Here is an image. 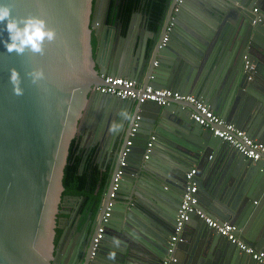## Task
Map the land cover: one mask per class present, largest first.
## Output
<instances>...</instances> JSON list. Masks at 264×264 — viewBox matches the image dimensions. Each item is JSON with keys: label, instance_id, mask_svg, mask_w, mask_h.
Listing matches in <instances>:
<instances>
[{"label": "water", "instance_id": "obj_1", "mask_svg": "<svg viewBox=\"0 0 264 264\" xmlns=\"http://www.w3.org/2000/svg\"><path fill=\"white\" fill-rule=\"evenodd\" d=\"M109 1L14 3L15 15L39 16L55 29L57 39L45 42L42 55H9L0 44V264H163L192 169L204 210L235 224L247 245L264 252L262 162L234 154L212 131L195 123L193 105L142 104L93 90L110 75L132 79L142 89L191 94L264 143V0H168L153 37L147 38L144 29L134 54L136 21L146 16L133 14L124 35L122 23L106 20ZM188 5L195 6L197 17L186 16ZM3 39L6 33L0 26ZM246 57L254 70L245 71ZM227 60L230 71L216 87ZM11 68L20 73L23 96L13 95ZM33 69L45 75L38 85L26 76ZM206 71L210 75L204 80L199 75ZM212 78L217 82L211 84ZM98 105L99 113L92 114ZM121 110L131 119L123 120ZM114 121L123 127L110 133ZM174 133L192 145L184 148ZM77 136L83 140L80 172L95 148L99 169L111 174L94 215L82 214L81 206L71 203L83 202L80 197L64 195L65 168ZM87 137L92 145L85 147ZM130 140L133 145L122 166ZM163 142L172 160L161 158L160 164L157 150ZM214 154L219 155L216 160ZM119 171V189L111 198ZM254 178L256 187L240 191ZM258 198L260 209L253 205ZM196 220L201 221L191 219L193 232L176 248V264H258L205 223L194 225ZM102 228L103 238L95 247ZM73 231L75 246L68 254L66 241ZM112 252L115 260L108 258Z\"/></svg>", "mask_w": 264, "mask_h": 264}, {"label": "built area", "instance_id": "obj_2", "mask_svg": "<svg viewBox=\"0 0 264 264\" xmlns=\"http://www.w3.org/2000/svg\"><path fill=\"white\" fill-rule=\"evenodd\" d=\"M184 0H178V3H183ZM178 9L176 8V11ZM257 11V10H255ZM174 24H170L167 30V35L164 43L168 41V35L172 31ZM245 70H254L249 58H245ZM103 95H111L122 100H133L139 103L154 102L160 106H168L171 102L185 103L193 105L195 112L192 114V119L195 123L203 128L210 130L223 143L229 145L246 159L253 162H262L264 169V143L253 139L245 130L237 127L235 124L222 119L217 115L207 104L201 99L191 94H183L171 89H154L147 87L139 88L137 83L129 78L117 76H105V85L93 88ZM131 136L134 137L137 125L134 126ZM154 140V138H152ZM133 145L132 141L127 142V149L123 153L122 166L125 165V159ZM153 143H149L151 148ZM150 152V150H148ZM212 158V157H211ZM122 171H119L113 180L111 198H114L119 189V182ZM196 170L192 169L186 176L188 181L187 189L183 195L180 209L177 213L173 235L170 241L169 256L164 260L163 264H176L178 259L175 256L176 248L185 240V231L188 223L193 217L200 219L208 228L214 230L217 234L224 237L229 243L236 246L241 252L252 257L258 264H264V252L258 251L247 245L240 237L238 227L231 222H223L212 217L200 206L199 201V186L195 178ZM111 206V204H110ZM110 211V207L108 208ZM109 213H106V217ZM103 228L99 230L95 238V247L103 238Z\"/></svg>", "mask_w": 264, "mask_h": 264}, {"label": "trees", "instance_id": "obj_3", "mask_svg": "<svg viewBox=\"0 0 264 264\" xmlns=\"http://www.w3.org/2000/svg\"><path fill=\"white\" fill-rule=\"evenodd\" d=\"M116 1L119 2L117 6H115ZM111 7V19L108 22L113 23V17L117 14V18L122 23V33L125 35L131 17L136 12L147 15L149 26L156 30L166 14L168 0H113ZM82 162L81 136H77L71 144L68 163L65 168L64 195L80 197L83 200L81 212L94 215L101 204L107 177L99 169L94 154L88 156L84 171L81 173Z\"/></svg>", "mask_w": 264, "mask_h": 264}, {"label": "clouds", "instance_id": "obj_4", "mask_svg": "<svg viewBox=\"0 0 264 264\" xmlns=\"http://www.w3.org/2000/svg\"><path fill=\"white\" fill-rule=\"evenodd\" d=\"M16 0H9L8 3H0V26L6 39L0 40L6 53L9 55L24 56L31 52L34 55L44 53L45 42L53 43L57 39L55 29L49 28L47 22L35 15L17 16L14 14V3ZM32 85H38L45 79L43 70L33 69L26 73ZM9 83L12 85L13 95L20 97L24 95L20 73L15 68L9 69ZM118 115L123 120H130L131 116L127 110H121ZM123 127L115 121L110 126V133H116ZM113 243L119 247L120 241L113 239ZM110 260H115V253H109Z\"/></svg>", "mask_w": 264, "mask_h": 264}, {"label": "crops", "instance_id": "obj_5", "mask_svg": "<svg viewBox=\"0 0 264 264\" xmlns=\"http://www.w3.org/2000/svg\"><path fill=\"white\" fill-rule=\"evenodd\" d=\"M188 8H190V13H187L186 14V16H188L189 18H191V16H192V14L194 13V16H196L197 17V15H196V13H197V9L195 8V6L194 5H188ZM146 16V19L145 18H143V17H140V18H138L137 19V21H136V29H135V33H134V38H135V41H134V48H133V54H134V51H135V44H136V41H137V39L139 38V36H140V34H141V32L142 31H144V29H146V31H145V34L147 35V38H150V37H153V35H154V32L157 30H154L153 28H151L150 26H145V23H146V21L148 20V17H147V15H145ZM196 17H194V18H196ZM222 67H224V69H223V71H222V73L219 75V79H218V82L217 81H214L213 80V78L210 80V83L212 84L213 83V81L216 83H218V84H214L216 87H219L221 84H224L225 83V75L227 74V73H229V71H230V68H231V62L229 61V60H227L224 64H223V66ZM244 69H245V64H244ZM262 70H264V67H263V69ZM195 71L197 72L198 71V73H199V70H197V69H195ZM246 71V70H245ZM201 72V71H200ZM210 74H209V71H206V72H204V73H202L201 75H199L201 78H203L204 80H205V78L206 77H208ZM197 76V75H196ZM119 77H123V76H119ZM124 78H126V77H124ZM210 79V78H209ZM209 83V84H210ZM99 106V105H98ZM100 109H101V106H99V107H96V108H92V110H91V112H92V114H98L99 113V111H100ZM103 111V110H102ZM214 111V110H213ZM215 112V111H214ZM222 118V117H221ZM223 119V118H222ZM225 120V119H224ZM226 121H228V120H226ZM228 122H230V123H233V124H235L234 122H232V121H228ZM236 126H237V124H235ZM238 127V126H237ZM169 128V127H168ZM240 128V127H239ZM170 129V128H169ZM244 130V129H243ZM167 131H168V133L170 132V130H168L167 129ZM247 132V131H246ZM175 134V133H174ZM176 136H177V138L178 139H181L183 142H184V148H188L190 145H192V143H191V141H189V140H187V139H185V138H182L181 136H179V135H177V134H175ZM184 136L186 137V135L184 134ZM252 137V136H251ZM91 138L92 137H87V140L84 142V146L85 147H87L88 145H89V143L92 145V142H91ZM253 138V137H252ZM82 139V138H81ZM253 139H256V140H258L257 138H253ZM166 140H169L168 138H166ZM83 141V140H82ZM259 141V140H258ZM261 142V141H260ZM167 143L166 142H163V145L160 147V149H158L157 150V159H160L159 161V163L160 164H163L162 162H161V158H162V161L164 162V161H171L172 160V157L170 156V154L172 153V151L171 150H169L168 149V147H167V145H166ZM154 148H155V145H154ZM229 149H230V147H228ZM232 150V152H235L234 154H240V153H236V151H234L233 149H231ZM90 154H94V158H95V160H96V162L98 161L97 160V158L95 157V148H93L92 150H91V152H90ZM218 154H214V160H216L217 158H218ZM97 164H98V162H97ZM223 168H227L228 169V164L227 165H225ZM105 173V175H106V177H107V181H106V186H105V189H104V191H103V194H104V192L106 191V187H107V184H109L108 182H110V180H111V174L107 171V172H104ZM258 184H257V182H256V178H254V179H252V183H251V185L249 186V187H244V188H241L240 189V191L241 190H243V189H246L245 191H247V192H249L251 189H252V187H256ZM103 194H102V198H103ZM261 199L260 198H258V199H256V200H254L253 201V205L255 206V208H259L260 209V204H261ZM201 206V208L202 209H204L203 208V206L202 205H200ZM263 209H261V211H262ZM207 212V211H206ZM208 213V212H207ZM83 214V213H82ZM88 215V214H87ZM197 222H202V221H198V220H196V221H193V224L195 225V224H197ZM191 225H187V228H186V231H185V234H184V236L186 235V233L187 232H193V228L192 227H190ZM75 237H76V235H75V231H73L71 234H70V236L68 237V240L66 241V253H71V251H73V249H74V246H75Z\"/></svg>", "mask_w": 264, "mask_h": 264}, {"label": "flooded vegetation", "instance_id": "obj_6", "mask_svg": "<svg viewBox=\"0 0 264 264\" xmlns=\"http://www.w3.org/2000/svg\"><path fill=\"white\" fill-rule=\"evenodd\" d=\"M112 4H113V0H110L109 1V8H108V13H107V15H106V20L107 21H109L110 19H111V13H112ZM117 5H119V2L118 1H116V3H115V6H117ZM114 9V8H113ZM136 13H138V12H136ZM116 14V13H115ZM117 15V14H116ZM114 16L113 17V22H116L117 24H119V23H121L120 22V20H119V18H117V16ZM113 16V15H112ZM106 20H105V23H106ZM145 26L147 27V26H149V24H147V23H145ZM82 138V137H81ZM81 142H82V139H81ZM65 196H71V195H65ZM71 203L73 204V205H75L76 204V206L75 207H80L81 206V208H82V202H76V201H74V200H71Z\"/></svg>", "mask_w": 264, "mask_h": 264}]
</instances>
